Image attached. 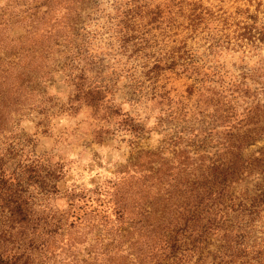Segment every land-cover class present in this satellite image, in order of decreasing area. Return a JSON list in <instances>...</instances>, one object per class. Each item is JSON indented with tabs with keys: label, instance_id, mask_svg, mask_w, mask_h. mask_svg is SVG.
I'll return each instance as SVG.
<instances>
[{
	"label": "trees",
	"instance_id": "16d2710c",
	"mask_svg": "<svg viewBox=\"0 0 264 264\" xmlns=\"http://www.w3.org/2000/svg\"><path fill=\"white\" fill-rule=\"evenodd\" d=\"M9 1L5 12H14L0 27L21 22L26 36L0 59V264H62L57 258L76 248L69 235L81 227L100 236L94 264H264V67L227 82L221 66L204 73L203 56L189 46L201 37L206 59L258 48V15L239 7L245 22L234 23L203 0H112L111 12L103 0ZM180 68L210 85L212 106L200 107L197 128L187 127L182 173L156 170V154L144 151L94 197L72 192L67 209L56 207L60 177L28 158L16 128L27 113H48V78L66 76L69 110L89 106L107 130L132 134L138 126L115 106L122 74L137 103L148 89L166 98L158 82Z\"/></svg>",
	"mask_w": 264,
	"mask_h": 264
},
{
	"label": "rangeland",
	"instance_id": "374dc122",
	"mask_svg": "<svg viewBox=\"0 0 264 264\" xmlns=\"http://www.w3.org/2000/svg\"><path fill=\"white\" fill-rule=\"evenodd\" d=\"M103 1L106 12H111L112 0ZM203 3L214 12L222 8L227 15H233L234 23L237 20L245 22L244 17L236 15L237 9L249 8L252 14L258 15L257 27L264 29V0H203ZM9 5L12 6L9 0H0V23L9 18L3 17L4 14L10 16L14 12H5ZM10 22L16 23L11 20ZM184 34H181V39ZM23 36L26 34L21 22L13 27H0V59L15 50L17 47H14L12 41H17ZM189 44L203 56V63L206 62L202 71L211 73L215 66H221L219 71L224 74L227 82L241 76L244 71L264 67V45L258 48L250 45L241 48L237 46L234 49L230 47L206 59L208 45L201 37L194 41L189 40ZM38 45H41V41H38ZM208 68L211 70H207ZM130 83L131 80L122 74L117 84L119 90L114 96L115 106L135 122L138 126L137 133H112L89 106L81 105L75 111L69 110L73 88L68 85L62 71L55 72L48 78V113H27L16 127L22 145L27 148L28 158L41 161L43 165H50L60 177V194L53 201L56 207L67 209V194L72 192L94 197L97 189H104L122 178L129 163L141 157L144 151L156 154L153 158L156 170L166 172L169 169L174 174L184 170L181 165L186 164L189 140L187 127H198L195 119L199 115L200 107L207 112L211 111L210 103H205L208 99L206 89L210 85L203 88V84H195L191 73L180 68L168 73L158 82V87H163V93L167 94L166 98H162L161 94L155 96L148 89L143 91L137 103H132L128 101L127 96ZM193 85L194 93L190 96L187 91L190 90L189 86ZM263 145L264 142H261L258 147ZM178 165L182 167L181 171L174 169ZM122 188H125V185ZM95 206L96 204L93 208ZM103 209H107L111 218H114L111 205H104ZM97 222L99 223L98 220ZM71 234L70 241L77 243L76 248L66 251L62 261L58 258L57 260L62 264L66 260L69 264H84L82 261L94 264L97 239L100 238L97 230L89 233L88 229L81 227ZM67 242L68 240L63 238L58 244Z\"/></svg>",
	"mask_w": 264,
	"mask_h": 264
}]
</instances>
